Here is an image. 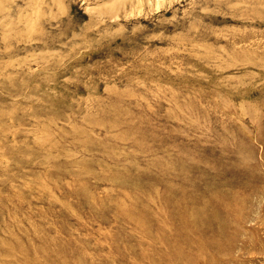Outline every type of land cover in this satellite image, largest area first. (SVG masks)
<instances>
[{"label":"rangeland","instance_id":"obj_1","mask_svg":"<svg viewBox=\"0 0 264 264\" xmlns=\"http://www.w3.org/2000/svg\"><path fill=\"white\" fill-rule=\"evenodd\" d=\"M0 264H264V0H0Z\"/></svg>","mask_w":264,"mask_h":264}]
</instances>
